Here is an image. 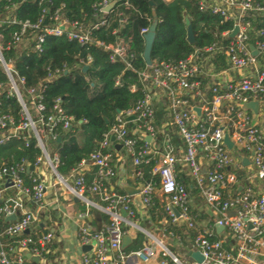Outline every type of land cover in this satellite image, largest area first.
Returning <instances> with one entry per match:
<instances>
[{"label": "built area", "instance_id": "obj_1", "mask_svg": "<svg viewBox=\"0 0 264 264\" xmlns=\"http://www.w3.org/2000/svg\"><path fill=\"white\" fill-rule=\"evenodd\" d=\"M112 2L116 4L111 0L95 2L90 19L83 16L73 21L68 19L64 5L51 14L43 9L35 23L17 20V6H6L0 13V25L18 28L7 42L0 35V69L8 81L0 84V98H14L20 107L17 124L13 117L0 112V147L15 140L27 146L34 140L40 151L32 165L23 160L0 168V264H32L24 253L41 258L52 240L50 233L29 236L45 207L47 186L35 172L41 166L48 168L57 183L77 199L84 200L87 193L97 197L103 204L101 211L109 217V225L98 231L85 223L79 225V244L89 248L82 255V264H199L191 258L192 253L203 258L200 264H264V128L260 123L264 106V29L256 28V20L264 18V1L197 0L200 12L220 17V23H229L230 29L184 60L151 62L140 71L131 64V40L120 37L117 29L111 31V43L94 37V32L108 29L116 21L119 27L126 24L125 19L110 16L114 7L106 11ZM149 27L140 31L142 38ZM63 35L81 48L100 49L111 64H123L125 70L137 75L143 94L132 109L117 113L100 150L78 165L96 169L92 182L86 185L82 174L75 178L71 175L73 187L67 179L58 177L57 156L51 157L48 151V143L59 139L58 130H71L73 119L65 114L60 99L44 115V86L25 89L24 79L17 77L13 63L6 62L2 55L4 50L38 54L46 37ZM222 62L225 67H221ZM91 63L90 56H73L71 66L48 67L44 82H53L73 68H89ZM134 90L133 87L131 91ZM249 103L256 104V113L246 108ZM158 106L164 112L166 125L176 129L184 150L181 156H174L165 138V153L152 169V174L160 178L158 189L144 182L140 170L133 174L140 184V203L145 210L154 206L157 190L165 198L163 226L155 236L134 223L136 212L131 196L109 192L107 182L115 177L111 137L136 168L144 157L159 155V150L153 148L159 135L155 127ZM131 123L135 124L132 137L127 128ZM225 136L231 149L224 143ZM147 138L150 142H146ZM137 141L144 145L136 148ZM178 167L188 169L193 190L208 211L209 219L204 225L192 214L190 190L178 181ZM25 201L34 205V212L25 210ZM170 227L181 230V234L168 232ZM136 232L145 236L144 247L124 253L123 239ZM171 248L180 250L182 257L172 253Z\"/></svg>", "mask_w": 264, "mask_h": 264}, {"label": "trees", "instance_id": "obj_2", "mask_svg": "<svg viewBox=\"0 0 264 264\" xmlns=\"http://www.w3.org/2000/svg\"><path fill=\"white\" fill-rule=\"evenodd\" d=\"M40 1H42L41 4ZM98 1L101 0H1L0 13L6 6H17L18 9L15 13L17 20H28L35 23L43 9H47L51 14L60 5H64V11L68 13L69 20H79L83 16L90 19L92 5ZM111 1H116V4L110 16L114 19H125L126 24L119 27L116 21L108 29L102 28L94 32V37L99 41L111 43L114 40L111 31L117 29L120 37L131 40L134 53V60L131 64L137 71L145 68V63L142 60L144 40L140 36V31L148 28L154 22L156 23L155 37L150 52L152 63L184 60L195 49H202L212 44L217 36L231 27L229 23L221 24V19L218 16L200 12L197 0ZM255 1L262 3L264 0ZM117 14H121L119 18H116ZM186 19L190 23L193 34L192 45L187 42ZM256 24V28L264 29V18L257 19ZM17 29L15 25L10 27L0 25V35H2L3 41H9ZM2 55L6 62L13 63L17 77L24 79L25 89H35L40 84L44 86L42 94L44 115H48L54 102L60 99L65 114L73 119L71 130L66 132L58 130L59 143L58 141L48 143L50 150H56L58 159L56 170L63 178H67L81 162L100 150L99 145L104 134L115 124L117 112L124 113L132 109L143 96L136 74L125 70L123 64H111L108 61V55L100 49L81 48L75 42H69L64 35L46 37L41 45V53L38 54L31 51L16 53L13 50H4ZM76 55L81 58L86 56L92 58V63L86 72L73 68L68 71L67 75L53 82H44L48 67L60 68L64 64L71 66L73 56ZM225 66V63L222 62L221 67ZM7 82L6 76L0 69V84L6 85ZM116 83L118 84L116 85ZM133 87L135 90L131 91ZM0 112L13 117L16 124L20 120V107L14 98L2 96ZM164 120L162 110L156 111L155 127L157 130H161ZM127 128L132 137V124H128ZM166 129L163 128L162 132L171 133ZM172 134V143L179 146L180 142L177 136ZM159 136L162 137L161 134ZM141 145L143 146L144 143L137 141L136 148ZM38 156H40V151L36 148L34 140H30L27 146L23 142L15 140L0 147V168L19 164L23 160L32 165ZM155 164L156 158L148 155L136 169L142 172L144 182H150L158 189L160 178L152 174ZM112 165H114L113 158ZM95 172L96 169L93 168L91 174L84 176L86 185L91 183ZM117 193L125 195L123 191ZM90 212L94 216L91 224L95 230L109 225V217L106 214L95 209H91ZM148 213L150 224L159 227L164 212L156 200ZM146 225L143 224L142 227L146 228ZM168 232H173L176 235L181 234L180 230H176L174 227H170ZM32 234L30 233L29 236ZM32 238L35 237L32 236ZM145 243V236L136 232L131 244L123 249V252L139 251Z\"/></svg>", "mask_w": 264, "mask_h": 264}, {"label": "crops", "instance_id": "obj_3", "mask_svg": "<svg viewBox=\"0 0 264 264\" xmlns=\"http://www.w3.org/2000/svg\"><path fill=\"white\" fill-rule=\"evenodd\" d=\"M158 107L155 109L156 111H160L161 108ZM261 111L260 123L264 128V106L262 107ZM163 117L165 119L164 124L161 126V130H158L159 135L161 134L162 137L158 135L159 138L157 136L154 140L155 146L153 148L158 149L160 152L159 155L154 156V158H156V161L160 160V156L165 153L164 140L166 137V139L169 140L168 145L172 148L174 156H181L184 150L183 144L177 135L176 129L170 128L166 125L167 121L164 116V112ZM134 127L135 124H132V130L134 129ZM163 128H167L166 130L171 131V133L162 132ZM172 133L177 136L180 142L179 146H175L172 143ZM159 139H161V141H159ZM48 151L51 157L56 155V150H50V148L48 147ZM113 161L115 177L107 182L109 192L116 195H121L117 192L123 191L125 195H128L124 191L125 186L139 190L140 184H138L133 177V174L137 169L133 165L131 158L125 155L124 150L115 149V154H113ZM92 170L93 167L87 164L83 165L82 167L78 166L67 178L63 179H67L69 183L68 185L70 187H73L74 178L77 175L82 174L83 176H85L91 174ZM35 172L40 175L41 181L46 183L47 190L45 196V207L44 210L40 213L39 223L37 226L32 227L30 231L34 234H32V236L34 237H40L42 235L50 233L52 235V240L47 245L46 253L43 254L41 258L30 256L28 253H24L25 258L32 264H82V255L87 251H82L83 247L80 246L78 241L79 225L81 223H85L92 230L98 231L95 230L91 224L94 220V216L92 215L90 210L95 209L96 211L102 212L100 208L103 206V204L97 197L91 196L88 193L84 195V200L77 199L69 190L65 189L62 185L57 183L55 176L45 166H41V168L37 169ZM71 175H73L74 178H70ZM177 179L178 181L182 182L187 187V189L190 190L192 214H194L195 217L197 216V221L200 224L204 225L208 222L209 214L201 199L197 197L195 191L193 190V182L188 169L185 167H178ZM155 200L163 210L165 198L160 194L159 190L156 191ZM131 202L132 207L136 212V219L134 220V223L144 231L150 232L153 235L157 236V232H159L160 228H162L163 226V218L160 221L159 227L154 224H150V217L148 213L149 210H145L141 206L139 193L131 196ZM24 208L29 212L35 211L34 205L29 201L24 202ZM141 224H144V226L145 224H147L148 226L146 225V228H143ZM38 227L40 230L38 229ZM134 235L135 233H133V235L127 236L130 238L131 242L134 239ZM16 241L17 239H15V243ZM171 249H175L179 254L181 253V251L177 250L176 248Z\"/></svg>", "mask_w": 264, "mask_h": 264}, {"label": "water", "instance_id": "obj_4", "mask_svg": "<svg viewBox=\"0 0 264 264\" xmlns=\"http://www.w3.org/2000/svg\"><path fill=\"white\" fill-rule=\"evenodd\" d=\"M114 6H115V2H112L110 4V6L106 9V11H110ZM46 23H47V20H45V24ZM185 26H186V32H187V42H188V44L192 45L193 42H194V39H193V34H192L190 23H189V21L187 19L185 20ZM155 29H156V23L154 22L149 27L148 33L143 37V40H144V51H143V55H142V60H143V62L145 63L146 66H150L151 65L150 52H151L152 43H153V40H154V37H155ZM234 33H235V31H234ZM234 33L231 36H233ZM254 54H256V53H254ZM87 70H88V68L84 67L82 69V72H86ZM246 108L252 109L253 112L256 113V104L255 103L247 104ZM117 113H119V112H117ZM128 120H131V118H129ZM110 140L114 144L115 149H117V150L121 149V145H117L115 143L114 137H111ZM146 142H149V138H147ZM58 143H59V140H58ZM224 143H225V145L227 146L228 149H231L232 144L229 142L227 136L224 137ZM58 177L61 180L63 179V177H61L59 174H58ZM124 191L126 192V194H128L130 196L139 193V190L133 189V188L127 187V186L124 187ZM175 214L178 215L177 212H175ZM122 217L126 218V214L122 213ZM9 220H15V218L14 217H10ZM27 233H28V231L25 232V234H27ZM130 244H131V240H130L129 237L126 236L123 239V241H122L121 247H122V249H125ZM88 250H89L88 247H83L82 248L83 252L88 251ZM191 258L194 259L199 264L202 263V261H203V258L198 253H192L191 254Z\"/></svg>", "mask_w": 264, "mask_h": 264}, {"label": "rangeland", "instance_id": "obj_5", "mask_svg": "<svg viewBox=\"0 0 264 264\" xmlns=\"http://www.w3.org/2000/svg\"><path fill=\"white\" fill-rule=\"evenodd\" d=\"M167 245V244H166ZM171 251L176 255V256H178L179 258H181L182 256V254H179L175 249H171Z\"/></svg>", "mask_w": 264, "mask_h": 264}]
</instances>
